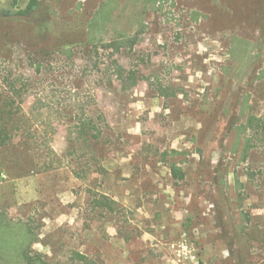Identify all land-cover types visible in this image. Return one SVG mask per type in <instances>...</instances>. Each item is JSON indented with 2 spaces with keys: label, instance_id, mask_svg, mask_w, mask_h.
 Listing matches in <instances>:
<instances>
[{
  "label": "rangeland",
  "instance_id": "obj_1",
  "mask_svg": "<svg viewBox=\"0 0 264 264\" xmlns=\"http://www.w3.org/2000/svg\"><path fill=\"white\" fill-rule=\"evenodd\" d=\"M28 7L0 15V264H264V0ZM96 14L133 47L90 52ZM78 105L101 138H70Z\"/></svg>",
  "mask_w": 264,
  "mask_h": 264
},
{
  "label": "trees",
  "instance_id": "obj_2",
  "mask_svg": "<svg viewBox=\"0 0 264 264\" xmlns=\"http://www.w3.org/2000/svg\"><path fill=\"white\" fill-rule=\"evenodd\" d=\"M33 1L40 2V0H32V2ZM30 11L31 9L30 7H28L27 9L21 10L20 12L29 13ZM95 16L96 18L89 24L90 27L87 36L88 43L91 45L90 52L94 51L96 54H98V52L100 51V46H102V48L105 50H110L113 48V50L115 49V51L117 50V52L123 50L124 48L126 49L128 47H133L136 38L132 37L131 35H129V33L125 31L117 32L116 35L111 39H106L104 36H100L97 32V29L100 25L104 26L106 18L103 16L102 20H100L101 17L98 14H96ZM108 57L110 61L108 60L107 63H103V69L102 66H98L101 70H103V72L105 71L104 75H108L107 81L109 82V84L112 85L115 80H119L124 87L134 86L135 84H137V74L134 70H127V68H125L118 60V58L113 57V53H110ZM41 101L42 99L39 98V102ZM9 106L12 107V101L10 98L7 97L3 104L4 109H2V112H0V145L8 143L13 138L11 129L7 126V124L9 123V121L13 120L16 117V113L13 111L12 108H9ZM78 106L81 107L83 105ZM37 107L38 101L34 104L31 110V115L36 116V118L39 117V113L36 112ZM24 118H26V114L22 112L19 116V121L23 122ZM99 118L101 122L104 123L105 119L103 113H101ZM37 120L39 119L37 118ZM70 120H73V122L69 125V134L70 138H73L74 140L99 139L104 134L103 127L97 125V122L94 120V117L90 114V112L84 110V106L82 107V111H80L77 116L74 115V117H71ZM250 122H252V120ZM172 172L174 174V177L178 179L184 178L183 170L176 164L172 165ZM99 202L102 205L111 207V203L109 201L100 200ZM80 256L85 260L87 259L85 255ZM23 257L28 263L33 262V258L29 254L25 253L23 254Z\"/></svg>",
  "mask_w": 264,
  "mask_h": 264
},
{
  "label": "flooded vegetation",
  "instance_id": "obj_3",
  "mask_svg": "<svg viewBox=\"0 0 264 264\" xmlns=\"http://www.w3.org/2000/svg\"><path fill=\"white\" fill-rule=\"evenodd\" d=\"M32 0H27V3L24 5H20L21 0H0V15H5L8 13L6 10V5L9 4V6L14 5V9L16 11L25 10L28 7V4L31 3ZM32 11V9H31Z\"/></svg>",
  "mask_w": 264,
  "mask_h": 264
}]
</instances>
